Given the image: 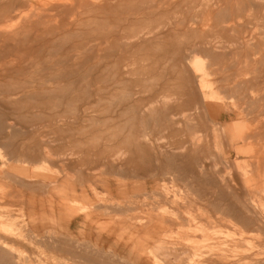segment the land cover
I'll return each mask as SVG.
<instances>
[{"label":"rangeland","instance_id":"1","mask_svg":"<svg viewBox=\"0 0 264 264\" xmlns=\"http://www.w3.org/2000/svg\"><path fill=\"white\" fill-rule=\"evenodd\" d=\"M142 1L0 0V264H264V0Z\"/></svg>","mask_w":264,"mask_h":264},{"label":"bare ground","instance_id":"2","mask_svg":"<svg viewBox=\"0 0 264 264\" xmlns=\"http://www.w3.org/2000/svg\"><path fill=\"white\" fill-rule=\"evenodd\" d=\"M105 1H106V0H105ZM129 1H131V0H129ZM144 1H145V0H144ZM144 1H142V2H144ZM158 1H159V0H158ZM166 1H167V0H166ZM166 1H165V2H166ZM175 1H176V0H175ZM179 1H180V0H179ZM187 1H190V0H187ZM207 1L209 2V0H207ZM212 1H213V0H212ZM238 1H239V0H238ZM245 1H247V0H245ZM259 1H260V0H259ZM107 2H108V1H107ZM112 2H113V1H112ZM120 2H121V0H120ZM120 2H119V3H120ZM125 2H126V1H125ZM133 2H134V1H133ZM137 2H139V1H137ZM140 2H141V1H140ZM154 2H155V1H154ZM154 2H153V4H154ZM191 2H192V1H191ZM198 2H199V1H198ZM201 2H202V1H201ZM208 2H207V4H208ZM215 2H216V1H215ZM228 2H229V1H228ZM242 2H243V1H242ZM242 2H241V3H242ZM260 2H262V0H261ZM79 3H80V2H79ZM101 3H102V2H101ZM156 3H157V2H156ZM171 3H172V2H171ZM179 3L183 6V5H185V3H187V2H184V4L181 3V2H179ZM192 3H193V2H192ZM238 3H239V2H238ZM58 4H59V3H58ZM114 4H117V3H115V1H114ZM135 4H136V2H135ZM164 4H165V3H164ZM167 4H168V3H167ZM167 4H166V6H167ZM174 4H175V3H174ZM174 4H173V5H174ZM187 4L190 5V3H187ZM197 4H198V3H197ZM199 4H202V3H199ZM230 4H231V3H230ZM243 4H244V2H243ZM249 4H250V3H249ZM251 4H253V2H251ZM260 4H261V3H260ZM262 4H264V3H262ZM133 5H134V4L132 3V7H133ZM138 5H139V4H138ZM151 5H152V4H151ZM189 5H187V7H188ZM195 5H196V4H195ZM215 5H216V4H215ZM222 5H223V4H222ZM225 5H226V4H225ZM257 5H258V3H257ZM31 6H32V5H31ZM97 6H99V5L97 4ZM113 6H114V5H113ZM170 6L173 7L172 5L169 4L168 8H170ZM177 6H179V4H178ZM205 6L207 7V5H206L205 2H204V8H202V6H200V7H201L202 10H203V9H205ZM219 6H220V5H219ZM232 6H233V5H232ZM237 6H238V5H237ZM35 7H36V6H35ZM52 7H53V6H52ZM125 7H126V6H125ZM149 7H150V6H149ZM157 7H158V6H157ZM175 7H176V6H175ZM179 7H180V6H179ZM183 7H184V6H183ZM185 7H186V6H185ZM195 7H196V6H195ZM210 7H211V6H210ZM221 7H222V6H221ZM223 7H224V6H223ZM243 7H244V6H243ZM246 7H247V6H246ZM260 7H261V6H260ZM260 7H259V8H260ZM93 8H94V7H93ZM95 8H96V7H95ZM104 8H105V7H104ZM104 8H103V9H104ZM106 8H107V7H106ZM129 8H130L129 10L132 9L131 6H130ZM190 8H192L191 5H190ZM193 8H194V7H193ZM201 8H200V9H201ZM213 8H214V7H213ZM216 8H218V7H216ZM238 8H240V7H238ZM54 9H55V8H54ZM54 9H53V10H54ZM56 9H57V8H56ZM103 9H102V10H103ZM107 9H108V8H107ZM125 9H126V8H125ZM135 9H136V8H135ZM135 9H134V10H135ZM149 9H150V8H149ZM149 9H147V10L149 11ZM161 9H163V8H161ZM165 9H167V8H165ZM179 9H180V8H179ZM194 9H195V8H194ZM200 9H199V12H200ZM245 9H246V8H245ZM122 10H123V8H122ZM154 10H155V9H154ZM158 10H159V9H157V11H158ZM174 10H175V8H174ZM181 10H184V9H181ZM185 10H186V8H185ZM229 10H231V8H229ZM261 10H262V9H261ZM84 11H85V10H84ZM119 11H120V10H119ZM124 11H125V10H124ZM135 11H136V10H135ZM139 11H141V9H140ZM187 11H188V13H190L188 9H187ZM194 11H195V10H194ZM219 11H220V10H219ZM244 11H245V10H244ZM246 11L248 12V7H247V10H246ZM250 11H251V10H250ZM85 12H86V11H85ZM155 12H156V11H155ZM181 12H182V11H181ZM192 12H193V11H192ZM205 12H206V11H205ZM242 12H243V11H242ZM41 13H42V12H41ZM145 13H146V12H145ZM157 13H158V12H157ZM176 13H178V11H177ZM183 13H184V12H183ZM185 13H186V12H185ZM200 13H201V12H200ZM206 13H207V12H206ZM231 13H232V12H231ZM235 13H236V12H235ZM240 13H241V12H240ZM260 13H261V12H260ZM45 14H47V13H45ZM142 14H143V13H142ZM147 14H148V13H147ZM226 14H227V12H226ZM261 14H262V13H261ZM1 15H2V14H1ZM6 15H8V14H6ZM17 15H20V14H17ZM17 15H16V16H17ZM40 15H41V14H40ZM50 15H51V14H50ZM74 15H75V14H74ZM74 15H73V16H74ZM92 15H93V14H92ZM95 15H96V14H95ZM95 15H94V16H95ZM214 15H215V14H214ZM236 15H237V14H236ZM242 15H243V14H242ZM242 15H240V16H242ZM2 16H5V15H2ZM2 16H1V17H2ZM11 16H13V14H12ZM29 16H30V15H29ZM52 16H53V15H52ZM75 17H76V16H75ZM34 18H35V17H34ZM56 18H57V17H56ZM240 18H241V17H240ZM51 19H52V18H51ZM205 19H206V18H205ZM205 19H204V20H205ZM7 20H8V19H7ZM229 20H230V19H229ZM1 21H2V19H1ZM1 21H0V24L3 23V22L1 23ZM30 21H31V19H30ZM39 21H40V20H39ZM54 21H55V20H54ZM54 21L52 20L51 22L53 23ZM7 23H8V22H7ZM7 23H6V24H7ZM11 23H12V22H11ZM23 23H24V22H23ZM49 23H50V22H49ZM49 23H48V24H49ZM56 23H57V22H56ZM200 23H201V22H200ZM238 23H239V22H238ZM18 24H19V23H18ZM20 24H21V23H20ZM20 24H19V26H20ZM48 24L45 23V25H48ZM53 24H55V23H53ZM205 24H206V23H205ZM49 25H50V24H49ZM238 25H239V24H238ZM238 25H237V26H238ZM201 26H202V25H201ZM57 27H58V26H57ZM61 27H64V25H62ZM207 27H208V26H207ZM17 28H18V27H17ZM43 28H45V27H43ZM46 28H47V27H46ZM29 29H30V28H29ZM32 29H33V27H32ZM58 29H60V28H58ZM61 29H63V28H61ZM12 30H13V29H12ZM14 30H15V28H14ZM3 31H4V30H3ZM7 31L10 32V29H8ZM7 31H6V32H7ZM57 31H58V30H57ZM12 32H13V31H12ZM16 32H17V31H15V33H16ZM27 32H28V31H27ZM29 32H31V31H29ZM29 32H28V34H29ZM53 32H54V30H53ZM2 33H3V32H2ZM55 33H56V32H55ZM12 34H14V33H12ZM28 34L26 33V35H28ZM46 34H47V33H46ZM48 34H49V33H48ZM10 35H11V34H10ZM15 35H16V34H15ZM14 37H15V36H14ZM16 37H18V35H16Z\"/></svg>","mask_w":264,"mask_h":264},{"label":"crops","instance_id":"3","mask_svg":"<svg viewBox=\"0 0 264 264\" xmlns=\"http://www.w3.org/2000/svg\"><path fill=\"white\" fill-rule=\"evenodd\" d=\"M73 222H74V219H70L69 217L64 221V223H63V226L65 227V229H69L70 228V226H72V224H73ZM117 244H118V241L116 240V241H114V245H116V247H117Z\"/></svg>","mask_w":264,"mask_h":264}]
</instances>
